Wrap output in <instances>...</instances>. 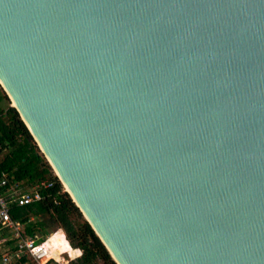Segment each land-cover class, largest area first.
<instances>
[{
  "label": "water",
  "instance_id": "1",
  "mask_svg": "<svg viewBox=\"0 0 264 264\" xmlns=\"http://www.w3.org/2000/svg\"><path fill=\"white\" fill-rule=\"evenodd\" d=\"M0 84L116 264H264V0H0Z\"/></svg>",
  "mask_w": 264,
  "mask_h": 264
},
{
  "label": "trees",
  "instance_id": "2",
  "mask_svg": "<svg viewBox=\"0 0 264 264\" xmlns=\"http://www.w3.org/2000/svg\"><path fill=\"white\" fill-rule=\"evenodd\" d=\"M3 151L0 175L5 173L8 178L25 183H52V187L42 192V201L13 207V219L24 222L28 233L37 234L41 239L48 236L54 227L62 229L71 247L82 251V256L70 264H116L61 181L53 174L18 112L10 106L8 96L0 89V154ZM25 261L24 258L22 262Z\"/></svg>",
  "mask_w": 264,
  "mask_h": 264
},
{
  "label": "built area",
  "instance_id": "3",
  "mask_svg": "<svg viewBox=\"0 0 264 264\" xmlns=\"http://www.w3.org/2000/svg\"><path fill=\"white\" fill-rule=\"evenodd\" d=\"M52 187L48 181L25 183L12 180L5 173L0 175V264H62L47 247L48 240L58 232L65 233L58 228L41 239L37 234H29L26 224L13 219V207H25L44 199L43 191ZM75 258L68 257V253L60 255L66 264L82 256L80 249ZM67 257L69 258L67 260ZM27 261L22 262L23 259Z\"/></svg>",
  "mask_w": 264,
  "mask_h": 264
},
{
  "label": "bare ground",
  "instance_id": "4",
  "mask_svg": "<svg viewBox=\"0 0 264 264\" xmlns=\"http://www.w3.org/2000/svg\"><path fill=\"white\" fill-rule=\"evenodd\" d=\"M14 107V105L12 104ZM47 247L50 249V252L55 255L58 262L62 264H66V261L62 259L60 255L64 253H68V257L75 258L77 255V251L71 247V245L66 241L64 234L62 232H58L53 235L47 243Z\"/></svg>",
  "mask_w": 264,
  "mask_h": 264
},
{
  "label": "rangeland",
  "instance_id": "5",
  "mask_svg": "<svg viewBox=\"0 0 264 264\" xmlns=\"http://www.w3.org/2000/svg\"><path fill=\"white\" fill-rule=\"evenodd\" d=\"M0 89L5 93V91H4V89L2 88V86H1V84H0ZM6 94V93H5ZM7 95V94H6ZM9 98V97H8ZM10 100V99H9ZM5 105V104H4ZM10 106H12V102H11V100H10ZM13 107V106H12ZM40 150V149H39ZM4 153H5V151H3L1 154H0V159H2L3 158V156H4ZM40 153L42 154V152H41V150H40ZM43 155V154H42ZM43 157H44V155H43ZM45 158V157H44ZM53 171V170H52ZM53 174H54V172H53ZM55 230H57V228L56 227H54V228H52L50 231L52 232V231H55ZM69 258L67 257V260H68ZM71 263V262H70Z\"/></svg>",
  "mask_w": 264,
  "mask_h": 264
}]
</instances>
